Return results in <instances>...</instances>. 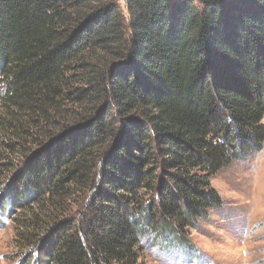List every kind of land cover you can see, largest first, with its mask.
Returning a JSON list of instances; mask_svg holds the SVG:
<instances>
[{
	"label": "trees",
	"instance_id": "obj_1",
	"mask_svg": "<svg viewBox=\"0 0 264 264\" xmlns=\"http://www.w3.org/2000/svg\"><path fill=\"white\" fill-rule=\"evenodd\" d=\"M124 1L0 0V206L32 264L185 246L264 147V0Z\"/></svg>",
	"mask_w": 264,
	"mask_h": 264
},
{
	"label": "rangeland",
	"instance_id": "obj_2",
	"mask_svg": "<svg viewBox=\"0 0 264 264\" xmlns=\"http://www.w3.org/2000/svg\"><path fill=\"white\" fill-rule=\"evenodd\" d=\"M118 1L126 14L125 1ZM211 186L222 207L187 230L185 246L145 243L144 264H264V147L221 170ZM7 208L0 206V264H32L17 245L18 226Z\"/></svg>",
	"mask_w": 264,
	"mask_h": 264
}]
</instances>
